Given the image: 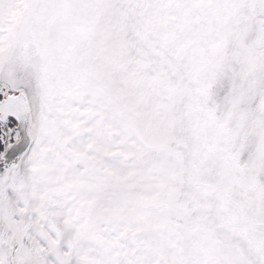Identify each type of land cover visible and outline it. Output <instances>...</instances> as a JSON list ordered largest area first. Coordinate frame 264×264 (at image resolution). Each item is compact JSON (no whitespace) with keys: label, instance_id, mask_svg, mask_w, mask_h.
<instances>
[{"label":"snow or ice","instance_id":"obj_1","mask_svg":"<svg viewBox=\"0 0 264 264\" xmlns=\"http://www.w3.org/2000/svg\"><path fill=\"white\" fill-rule=\"evenodd\" d=\"M0 264H264V0H0Z\"/></svg>","mask_w":264,"mask_h":264}]
</instances>
